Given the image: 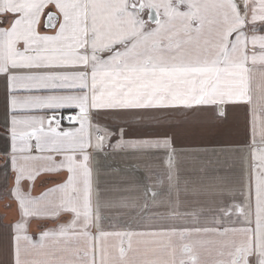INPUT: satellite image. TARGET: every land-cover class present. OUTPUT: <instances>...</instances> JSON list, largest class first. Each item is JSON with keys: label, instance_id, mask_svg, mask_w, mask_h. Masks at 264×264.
Masks as SVG:
<instances>
[{"label": "snow or ice", "instance_id": "obj_1", "mask_svg": "<svg viewBox=\"0 0 264 264\" xmlns=\"http://www.w3.org/2000/svg\"><path fill=\"white\" fill-rule=\"evenodd\" d=\"M0 200V264H264V0H0Z\"/></svg>", "mask_w": 264, "mask_h": 264}, {"label": "crops", "instance_id": "obj_2", "mask_svg": "<svg viewBox=\"0 0 264 264\" xmlns=\"http://www.w3.org/2000/svg\"><path fill=\"white\" fill-rule=\"evenodd\" d=\"M190 136H191V134H190ZM191 138L199 139L200 137L199 136H191ZM109 163L119 164L120 158L116 157L114 160H110ZM230 163L231 162L229 161V162L225 163L224 166L227 167L228 164H230ZM10 184H11V181H9V186H10ZM37 191H39V188H37ZM5 203H8V201L7 200H0V217H2V218H0V225L9 224L13 220H15V218H16V206H15V204L13 203L11 209L6 210L3 207V205ZM31 230L33 232H35L37 230L35 223H33Z\"/></svg>", "mask_w": 264, "mask_h": 264}]
</instances>
